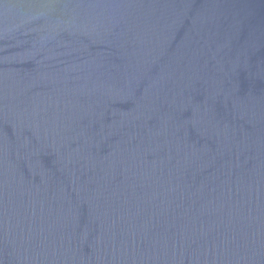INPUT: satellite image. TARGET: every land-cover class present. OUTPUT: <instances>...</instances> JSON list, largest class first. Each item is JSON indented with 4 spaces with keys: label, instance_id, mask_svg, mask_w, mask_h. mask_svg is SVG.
Instances as JSON below:
<instances>
[{
    "label": "water",
    "instance_id": "water-1",
    "mask_svg": "<svg viewBox=\"0 0 264 264\" xmlns=\"http://www.w3.org/2000/svg\"><path fill=\"white\" fill-rule=\"evenodd\" d=\"M0 264H264V0H0Z\"/></svg>",
    "mask_w": 264,
    "mask_h": 264
}]
</instances>
